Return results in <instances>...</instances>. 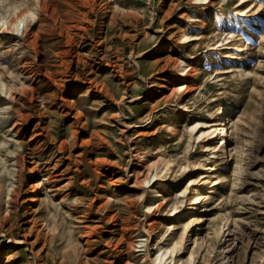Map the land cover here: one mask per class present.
<instances>
[{"label": "rangeland", "instance_id": "rangeland-1", "mask_svg": "<svg viewBox=\"0 0 264 264\" xmlns=\"http://www.w3.org/2000/svg\"><path fill=\"white\" fill-rule=\"evenodd\" d=\"M142 258L264 263V0H0V264Z\"/></svg>", "mask_w": 264, "mask_h": 264}, {"label": "bare ground", "instance_id": "bare-ground-1", "mask_svg": "<svg viewBox=\"0 0 264 264\" xmlns=\"http://www.w3.org/2000/svg\"><path fill=\"white\" fill-rule=\"evenodd\" d=\"M204 199V196L201 194H199L196 199H195V202L198 203V202H201L202 200ZM145 248H144V244L142 242V239H133V242L130 243V249H129V253H133V252H137V251H144ZM141 264H148L146 262V258H142V261H141Z\"/></svg>", "mask_w": 264, "mask_h": 264}, {"label": "water", "instance_id": "water-1", "mask_svg": "<svg viewBox=\"0 0 264 264\" xmlns=\"http://www.w3.org/2000/svg\"><path fill=\"white\" fill-rule=\"evenodd\" d=\"M264 264V263H263Z\"/></svg>", "mask_w": 264, "mask_h": 264}]
</instances>
